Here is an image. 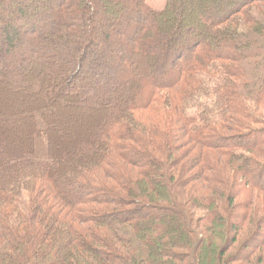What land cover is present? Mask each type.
<instances>
[{"label": "trees", "instance_id": "obj_1", "mask_svg": "<svg viewBox=\"0 0 264 264\" xmlns=\"http://www.w3.org/2000/svg\"><path fill=\"white\" fill-rule=\"evenodd\" d=\"M205 3L0 0V137L38 120L0 148V264H264V0ZM59 104L102 122L54 155Z\"/></svg>", "mask_w": 264, "mask_h": 264}, {"label": "rangeland", "instance_id": "obj_2", "mask_svg": "<svg viewBox=\"0 0 264 264\" xmlns=\"http://www.w3.org/2000/svg\"><path fill=\"white\" fill-rule=\"evenodd\" d=\"M147 1L151 4V6L154 9L160 10L164 8L167 0H147ZM206 1L200 0L201 4L203 3V5L206 4L205 3ZM191 9H193V12L196 11V8L194 7V5H192ZM185 13L183 12V14L182 15L180 14V16H183ZM177 16L173 17L172 19L168 18L166 23L162 26L163 27L162 30L165 36L167 34H170L171 31L175 29L176 26L179 24V20L176 19ZM197 18H198L197 16L196 17L191 16V18L188 17L189 21L187 20V23H185L184 25L183 24L181 25L183 26V28H191V29L200 28L206 34L207 33L206 27H203L199 19L196 20ZM165 25L167 26L165 27ZM159 41H162V40H159ZM139 87H141V85ZM29 92H31V90H28L25 93H29ZM29 95L30 94H28L27 97H29ZM22 103L23 104L18 105L19 111L27 107L25 106L26 105L25 102H22ZM27 104H28V101H27ZM6 108L9 111L15 110L14 105L11 107H6ZM55 108L57 109V112L60 113V115L61 114L62 115L59 116V114H56L55 117L53 118L54 119L52 123L53 128L51 130V136H50L51 137L50 144H52V147H51L52 149L50 147L49 148L51 149L50 152L54 155L60 154L63 151L69 150L70 147L75 146L78 143H82L83 140L87 139L93 133V127H96L97 124L102 122L101 118L98 116V113H94V112L84 113L82 112L81 108L71 107V117H70V113H69L70 110H68L69 108L62 107L60 104L57 105V107ZM65 109H67V111ZM22 112L19 113L20 114L19 117L13 114V112L11 113V117L14 116V119H17L16 126L10 127L11 131H5L6 126L2 124L3 128H2V134L0 137V148L2 149V151L6 149L9 150L10 146L12 150H14L15 148H18L17 151H19V149L21 148L22 152L19 151L20 153H23L24 148L26 150L30 148L31 149L35 148V143H34L35 140L31 138V136L28 135V131L30 130V126L31 128H34L35 126H37L38 120L37 119L35 120L34 117H32L31 119L27 118L28 113H24L26 115L21 116ZM107 113L108 112H106V114ZM71 149H73V147ZM205 153L206 155L212 158L217 157L218 159H220L218 162L227 160L225 157H220V155L213 149L211 150L205 149ZM125 169H127V172H131L132 174H135V175L137 174L136 173L137 170L135 171V169L132 168L131 166H126ZM250 194H251L250 192H247V195L241 196V198H239V200L237 201H243L245 200V198L246 200L248 199V201L252 200V198H249L250 196H248ZM263 197H264V194H263ZM262 204L264 205V200L262 201L261 205ZM248 235H249L248 232L243 231V233L238 236V239L235 245L227 250V255H230V254L239 255L240 253L242 254L243 252H248V250L244 249V244L247 241ZM253 264H256V263H253Z\"/></svg>", "mask_w": 264, "mask_h": 264}]
</instances>
